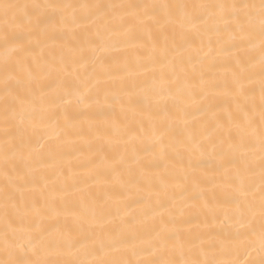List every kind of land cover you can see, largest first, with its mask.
I'll return each mask as SVG.
<instances>
[{"label":"snow or ice","instance_id":"snow-or-ice-1","mask_svg":"<svg viewBox=\"0 0 264 264\" xmlns=\"http://www.w3.org/2000/svg\"><path fill=\"white\" fill-rule=\"evenodd\" d=\"M69 29L80 38L79 46L64 42L60 33L66 36ZM209 32L230 34V43L221 49L231 66L223 90L210 75L217 63L213 41L209 38L207 53L194 46L195 35ZM145 37L151 38L146 56L119 72L98 67L97 52L117 44L139 47ZM0 49V171L6 174L9 163L24 159L25 153L45 156L43 144L32 147L31 132L50 121L53 110L63 109L64 129L70 132L74 107H94L96 117L117 105L149 121L147 136L165 168L152 191L136 154L145 136L137 134L133 120L119 126L120 142L125 154L133 152L131 159L121 155L104 170L93 167L87 177L73 173L65 181L69 192L84 194L77 197V209L59 208L47 186L33 187L44 203H26L29 223L14 227L8 221L13 195L6 185L0 264H264V0H0ZM221 96L228 97L226 112L218 111ZM66 134L62 130L48 145V158L60 154ZM173 152L180 159L169 163ZM207 164L213 167L201 171ZM112 178L127 196L148 189L145 199L158 201L135 239L128 229L109 227L122 220V201L113 207L111 191L99 202L88 196L85 186ZM11 182L21 189L31 183L27 174ZM193 190L198 191L188 197ZM204 197L200 208L221 226L215 233L219 240L211 245L204 244L207 234L181 227L188 199ZM65 211L74 214V225L61 222Z\"/></svg>","mask_w":264,"mask_h":264},{"label":"bare ground","instance_id":"bare-ground-1","mask_svg":"<svg viewBox=\"0 0 264 264\" xmlns=\"http://www.w3.org/2000/svg\"><path fill=\"white\" fill-rule=\"evenodd\" d=\"M11 2H25V0H11ZM31 2V0H27ZM56 3H84V2H121V0H54ZM122 2H137L142 3L144 0H122ZM168 2L176 3L177 0H168ZM189 3H221L225 0H186ZM231 2V0H228ZM59 19V18H58ZM60 35L64 37V42L70 43L72 47L79 46L81 43L80 38L73 35L72 30L69 29L65 36L63 31ZM229 33L221 32H209L203 37L195 35L193 37L194 46H201L204 53L209 51V38L213 41L211 47L215 49L214 58L217 63L215 68L210 73L211 78L219 86V89L223 90L229 79V72L231 70L230 58L226 53H223L221 49L226 47L230 40L228 39ZM150 37H145L139 41V47L132 45H119L111 48L107 51L97 52L96 56L99 58L98 67L109 69L113 72H119L126 65L133 64L138 57L146 56L150 49L147 44V40ZM203 39V45L201 40ZM220 41V43H217ZM60 41H57L59 45ZM57 51L59 48L57 47ZM3 54V49H0V55ZM213 57H210V60ZM94 83L91 81L89 86ZM116 83L115 80L112 81ZM256 92L255 96L259 99V85L255 84ZM218 103L222 105L218 111H227L228 109V97L221 96ZM95 108H88L87 106H76L72 109L75 115L73 120V128L69 132L64 129L65 116L63 115V109L53 110L52 118L45 124H38L34 131L31 132V145L36 147L37 143L43 144L44 148L41 151L45 152V156L39 155L35 158L27 156L21 159L17 157L11 161L7 168V173L0 171V235L4 228L5 218L3 213L4 208V196L3 191L7 185L8 191L13 195L12 204L8 208V221L13 224L14 227H26L29 223L28 218L25 216L26 203L37 201L38 205H43L44 200L41 197L40 191H32L33 187L39 189L41 185L47 186L49 199L56 201L59 208L77 209L78 201L77 197L83 198V193H74L67 190L66 180L71 179L73 173L79 177L84 178L90 174V170L93 167H98L101 170L106 169L107 164L113 159H119L121 155H126L128 159L133 157V152L129 150L126 154L124 146L120 142L119 126L121 122L135 120V126L137 134H143L145 136V143L141 144L137 149V155L142 159L144 166L148 171V175L145 178V182L149 184L152 191H155V185L159 182V178L165 171V168L161 161H159L155 155V150L151 147V140L147 134L151 127L147 119L141 120L135 110H129L122 112L119 106H115L114 109L108 110L105 114L93 117ZM59 113V115H57ZM67 134L62 137L64 141L63 148L60 154L54 159H50L47 156L48 145L55 143L56 137L60 135L61 131ZM51 138V139H50ZM20 137H17L16 142H19ZM47 142V143H45ZM0 144H2V136H0ZM180 157L174 152L169 154L168 161L172 163L179 160ZM255 159L259 160L258 150L255 154ZM213 164H207L201 171L210 170ZM31 182L25 188L21 189L18 183H12L11 181H21L25 178ZM209 174H211L209 172ZM105 176L110 177L111 173L105 171ZM257 189L259 187V170L257 167V173L255 176ZM86 187L88 196L95 201H102L105 198V193L111 191L113 194V207L117 206L116 202L122 201L119 204L120 212L119 216L122 220H113L109 227L113 230L119 231L121 228L128 229L130 237L135 239L137 232H143L147 223L149 222V213L152 207H155L157 200L155 197L149 202L145 199L148 189L143 192H134L131 197L127 196V189L121 187V185L112 178L109 182L101 181L99 183ZM198 190H193L187 194L191 197ZM124 193V195H121ZM30 194V195H29ZM210 194V193H209ZM220 195V193H218ZM27 197V199H26ZM188 199V206L182 210L181 218L186 221L181 227L185 231H191L195 234H207L204 239L205 245H211L219 240V237L215 235L220 231V224L214 220L210 214H206L204 210L200 208V204L203 202ZM14 205V206H13ZM33 219H35L33 217ZM61 222H67L69 225H74V214L70 211H65L61 214ZM112 219V217H108ZM0 258H3V241L0 239ZM51 258H67V257H51ZM139 259L141 257H133ZM180 258V257H178ZM187 258V257H184ZM91 259V257H89Z\"/></svg>","mask_w":264,"mask_h":264}]
</instances>
